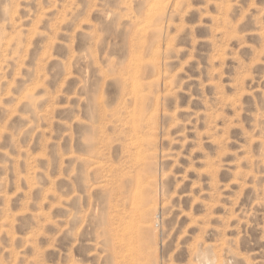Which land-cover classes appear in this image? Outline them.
<instances>
[{
  "label": "rangeland",
  "instance_id": "1",
  "mask_svg": "<svg viewBox=\"0 0 264 264\" xmlns=\"http://www.w3.org/2000/svg\"><path fill=\"white\" fill-rule=\"evenodd\" d=\"M202 263L264 264V0H0V264Z\"/></svg>",
  "mask_w": 264,
  "mask_h": 264
},
{
  "label": "bare ground",
  "instance_id": "2",
  "mask_svg": "<svg viewBox=\"0 0 264 264\" xmlns=\"http://www.w3.org/2000/svg\"><path fill=\"white\" fill-rule=\"evenodd\" d=\"M160 3H163L162 1H159ZM203 264V263H202ZM209 264V263H208Z\"/></svg>",
  "mask_w": 264,
  "mask_h": 264
}]
</instances>
